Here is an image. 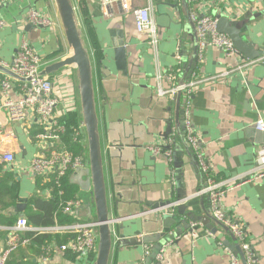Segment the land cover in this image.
<instances>
[{
  "label": "crops",
  "instance_id": "obj_1",
  "mask_svg": "<svg viewBox=\"0 0 264 264\" xmlns=\"http://www.w3.org/2000/svg\"><path fill=\"white\" fill-rule=\"evenodd\" d=\"M150 2L158 33L156 47L151 46L147 34L135 30L132 13L125 12L119 2H113L109 6L110 15L104 16L100 9L101 0H83L81 3L74 0L94 57L109 212L111 217L117 218L113 225L109 264H229L224 246L232 251L237 247L229 230L214 222H210L211 230L197 222V228L186 236L172 234L161 239V225L154 218L152 205L160 200H170L172 204L189 203L197 213L208 206L207 198L198 194L204 186L203 176L183 137L181 100L177 102L173 96L157 93V88L173 87L182 77L183 81L189 79L192 73L223 75L194 90L192 122L213 178L227 185L234 184L221 200L223 211L244 227L255 264H264V174L252 178L256 173H264V167H260L257 158L259 149L264 147V131L255 128L258 120L264 123V61L241 73L232 72L225 76L224 72L236 64V57H226L220 49L207 46L202 60H197L191 71L186 68L194 50L196 26L193 14L214 16L220 12L231 21L245 19L244 37L252 42L255 49L264 51V3L186 0L188 19L182 0ZM146 3L147 0H129L131 8L145 6ZM30 8L47 16L53 25L35 26L30 23L27 18ZM0 20L3 22L0 26L2 67L10 66L22 40L27 41L41 58L42 67L68 56L69 50L53 0H3L0 2ZM117 32H121L128 52L126 74L117 70L113 62L111 42L120 38ZM96 53L102 56L99 63ZM175 70H178L176 78L171 75ZM64 74L53 77L58 83L56 86H62L64 93L61 98L57 92L54 93L58 98L54 115L64 117V120L74 119L75 125L80 127L73 111L70 78ZM4 79L10 81L11 99L18 97L21 84L19 79L0 69V155L6 151L14 155V161L9 165L0 159V178L12 175L9 185L17 192L16 202L8 208L3 206L10 203L12 197L0 193V215L25 217L29 200L36 191V177L25 167L39 151L35 139L39 124L33 114L23 122L8 118L1 92ZM168 125L169 132L163 136ZM166 142L170 143L176 164L175 177L183 189L179 193L185 192V198L180 200L175 198V189L172 198L170 196L169 182L173 176L169 159L149 149ZM75 173L77 171L72 172L70 178L79 189L78 199L83 202L77 208L80 210L88 202V193L80 189L76 181L78 174ZM85 178L83 175L82 179ZM240 178L246 180L238 181ZM39 195L48 197L49 194L41 191ZM20 198L25 199V207L18 213L16 205ZM72 217L87 220L75 213ZM1 227L0 248L7 240L3 235L5 226ZM144 237L147 242H142ZM160 248L164 251L158 260L156 254ZM239 251L237 256L240 259ZM92 260V257L79 259L72 251L59 248L52 253V262L57 264H91Z\"/></svg>",
  "mask_w": 264,
  "mask_h": 264
},
{
  "label": "built area",
  "instance_id": "obj_2",
  "mask_svg": "<svg viewBox=\"0 0 264 264\" xmlns=\"http://www.w3.org/2000/svg\"><path fill=\"white\" fill-rule=\"evenodd\" d=\"M77 1L79 2V0ZM113 2H119L125 12L132 13L135 30L138 33L147 34L151 46L156 47L158 33L151 15L150 0H147L145 6L134 8L130 7L129 0H101L100 9L104 16L110 15L109 6ZM27 18L35 26L53 25V22L47 16L34 8L28 10ZM192 19L195 22L197 32V60H202L203 51L207 46L220 49L226 57H236V64L224 72L225 76L232 72L241 73L258 62L264 61V56L256 59L243 58L234 47L231 39L227 35L216 31L217 19L214 16L209 14H193ZM2 25L3 22L0 20V26ZM5 67H9L8 69L21 81L20 92L16 99H11L9 96L10 81L7 79L1 81V92L4 97L3 106L7 111L8 118L11 121L23 122L30 114H33L36 117V122L39 124V130L35 134L39 151L32 157L25 169H28L35 177L39 176L47 179L51 176L54 178L55 184L59 186V180L68 172L72 173L86 168L81 152L75 154L67 149H59L57 147L61 141V137L68 131L71 132L72 139L81 144L83 139L81 127L78 125H68L66 122L60 121L58 116L54 115L58 98L54 95L50 78L39 74L41 58L34 52L27 41L22 40L19 43L10 66L5 65ZM221 76L223 75L201 76L198 73H192L189 79L173 87L167 89L162 87L157 88V93L160 96H174L177 92H180L183 137L191 148L193 157L204 179V186L199 190L198 194L204 195L207 198L212 217L228 228L232 237L239 245L244 263L255 264L254 254L246 241L244 227L235 220H231L221 207L223 196L232 188L230 186H234V184L227 185L225 182H218L213 178L210 165L201 149L199 134L193 125L191 117L194 90L201 84L208 83ZM255 128L259 131H264L263 121L258 120L255 123ZM149 149L154 154L160 153L168 159H170L172 154L171 150L166 148V145L164 147L159 144L149 147ZM257 158L260 167H264V147L259 149ZM0 159L9 165L13 163L14 155L12 152L6 151L0 155ZM263 174V172L256 173L252 178L256 179ZM244 180L242 179L241 182ZM82 205L83 202L80 199L69 200L66 202L63 212L74 216V209ZM95 227L96 222L92 219H87L77 220L65 226L36 228L30 227L25 217H19L13 226L3 227L8 233L5 246L0 248V264H6L9 254L18 245L27 242L26 239L21 240L20 233L29 230L40 233H68L72 235V240L62 245L59 248L60 250H70L79 259L94 258ZM0 228L2 227L0 226ZM224 250L229 255V264H241V260L230 248L224 246ZM163 251L164 248L159 250L156 256L158 260L162 258ZM39 264H57L52 262V255L48 247L45 248V252L39 257Z\"/></svg>",
  "mask_w": 264,
  "mask_h": 264
},
{
  "label": "water",
  "instance_id": "obj_3",
  "mask_svg": "<svg viewBox=\"0 0 264 264\" xmlns=\"http://www.w3.org/2000/svg\"><path fill=\"white\" fill-rule=\"evenodd\" d=\"M2 1L3 0H0V2ZM246 1L247 3L256 2L258 5L259 3H264V0ZM53 2L60 20L69 54L64 58L52 61L43 67L41 66L39 69V74L41 76L48 75L51 77L50 79L53 85V92H57L58 94H56L60 98L64 97L63 89L62 86H60V88L56 86L58 83H55L56 79H53V77L60 76L63 74V72H65L63 76H69L70 78L69 89L71 92V98L73 99V111L76 113L78 124L80 125L83 133L81 154L86 165L85 169L78 170L75 175L78 174L76 181L78 182L80 189L88 193V202L86 206L82 207L80 210L76 209L74 213L79 217L93 219L96 222L95 256L91 264H109L113 247V225L117 223V218L111 217L109 212L108 189L103 166L102 143L97 111L93 52L89 46L88 39L80 21L74 0H53ZM182 2L183 8L185 10V16L190 19L189 8L188 5H186L187 3H185L186 0H182ZM223 14L224 13L218 12L214 15V17L217 19L216 31L218 33L227 35L233 42V45L238 53L243 58L256 59L260 56H263L264 51L262 49H255L252 42L248 41V39L244 37L243 29L245 27V19L231 21ZM117 33L118 34L116 35H120V38L112 40L111 42L113 62L117 70H120L126 74L128 52L126 51L125 41L121 32ZM193 47L194 50L192 53V59L189 61L190 63L186 67L190 71L194 68L197 61L196 29L194 33ZM0 69L16 77V75L12 73L10 69L2 67L1 65ZM182 82L183 77L179 83ZM173 99L178 102L180 100V92H177L173 96ZM179 126L180 124L177 122L178 131ZM169 129L170 125L167 126L163 136H167ZM189 150L193 155L191 148H189ZM169 161L171 163L170 170L173 176L172 180L169 182L171 187L170 196L172 198V194L175 189L177 193L175 198L180 200L181 198H185V192L184 194L179 193L182 192L183 189L179 187L180 184L178 177H175L176 164L174 163L172 154ZM83 175L86 176L85 179H82ZM202 196L204 195H200L199 197ZM24 203L25 199L20 198L19 203L16 205L18 213L22 212L23 208L25 207ZM152 207L155 209L154 218L159 221L161 225V231L159 233L161 239H166L172 234L176 236H186L190 231L197 228L195 225L197 222L201 223L209 230L212 229L210 222L224 226L222 223L212 217L209 210V204L208 206L201 208L199 213H197L189 203L172 204L170 200H160L157 203H154ZM171 207H175L176 210L174 211ZM142 242H147V238L144 237ZM234 243L237 245V247L235 250H233V253L238 255L239 245L236 241ZM239 253L241 261L243 264H245L242 253L240 251Z\"/></svg>",
  "mask_w": 264,
  "mask_h": 264
},
{
  "label": "trees",
  "instance_id": "obj_4",
  "mask_svg": "<svg viewBox=\"0 0 264 264\" xmlns=\"http://www.w3.org/2000/svg\"><path fill=\"white\" fill-rule=\"evenodd\" d=\"M97 62H101L102 56L98 53L95 54ZM177 71L172 72V77L176 78ZM60 121L66 122L68 125H75L74 119H66L59 117ZM37 133V132H36ZM59 149H67L75 154L81 152V144H78L72 139V134L68 131L61 137V141L57 146ZM70 172L61 177L59 186L55 184L53 177L43 179L36 177V191L29 200L25 212L27 224L30 227L46 228L54 226H65L76 222L77 220L72 216L63 212L64 206L67 201L79 198V189L76 184L71 182ZM12 180V175H5L0 178V193L5 197H12V201L4 208L10 207L17 200V192L13 190V186L9 185ZM47 191L48 197L39 195V192ZM19 217L15 215L2 216L0 215V226L10 227L13 226ZM8 231H3V235L7 236ZM20 238L26 239L25 244H20L13 250L7 259L6 264H39V257L45 252L48 247L50 254L56 248L72 240V235L65 233H40L37 231L29 230L20 233Z\"/></svg>",
  "mask_w": 264,
  "mask_h": 264
},
{
  "label": "flooded vegetation",
  "instance_id": "obj_5",
  "mask_svg": "<svg viewBox=\"0 0 264 264\" xmlns=\"http://www.w3.org/2000/svg\"><path fill=\"white\" fill-rule=\"evenodd\" d=\"M180 99H181V97H180ZM185 140V139H184ZM187 144V143H186ZM162 145V144H161ZM165 145L167 146L166 148H169L170 150H171V148H170V143L169 142H166V143H164L162 146H164L165 147ZM187 146H188V144H187ZM189 147V146H188ZM190 148V147H189Z\"/></svg>",
  "mask_w": 264,
  "mask_h": 264
},
{
  "label": "rangeland",
  "instance_id": "obj_6",
  "mask_svg": "<svg viewBox=\"0 0 264 264\" xmlns=\"http://www.w3.org/2000/svg\"><path fill=\"white\" fill-rule=\"evenodd\" d=\"M81 1H83V0H81ZM81 1L79 0L80 3H81Z\"/></svg>",
  "mask_w": 264,
  "mask_h": 264
}]
</instances>
